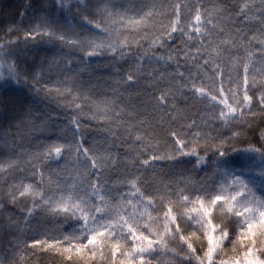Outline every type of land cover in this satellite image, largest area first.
<instances>
[{"label": "snow or ice", "instance_id": "snow-or-ice-1", "mask_svg": "<svg viewBox=\"0 0 264 264\" xmlns=\"http://www.w3.org/2000/svg\"><path fill=\"white\" fill-rule=\"evenodd\" d=\"M0 264H264V0H0Z\"/></svg>", "mask_w": 264, "mask_h": 264}, {"label": "rangeland", "instance_id": "rangeland-1", "mask_svg": "<svg viewBox=\"0 0 264 264\" xmlns=\"http://www.w3.org/2000/svg\"><path fill=\"white\" fill-rule=\"evenodd\" d=\"M5 2L10 3L12 5H16L20 2V0H5Z\"/></svg>", "mask_w": 264, "mask_h": 264}]
</instances>
